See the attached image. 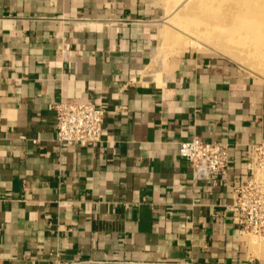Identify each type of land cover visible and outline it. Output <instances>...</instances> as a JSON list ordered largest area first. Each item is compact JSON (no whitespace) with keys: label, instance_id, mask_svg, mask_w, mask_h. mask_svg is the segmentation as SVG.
Here are the masks:
<instances>
[{"label":"crops","instance_id":"0c3cea01","mask_svg":"<svg viewBox=\"0 0 264 264\" xmlns=\"http://www.w3.org/2000/svg\"><path fill=\"white\" fill-rule=\"evenodd\" d=\"M163 0H0V264H264L231 210L264 143V79L193 48L160 51ZM103 135L55 141V105ZM193 137L229 147L199 178Z\"/></svg>","mask_w":264,"mask_h":264},{"label":"built area","instance_id":"2783aa9c","mask_svg":"<svg viewBox=\"0 0 264 264\" xmlns=\"http://www.w3.org/2000/svg\"><path fill=\"white\" fill-rule=\"evenodd\" d=\"M55 141L61 148L88 147L99 143L103 135L104 111L91 102L59 101L55 105ZM179 156L189 163L197 177L216 180L228 169L229 147L193 137L179 143ZM246 159L250 174L234 188L231 210L241 229L264 233V143L249 148Z\"/></svg>","mask_w":264,"mask_h":264},{"label":"rangeland","instance_id":"374dc122","mask_svg":"<svg viewBox=\"0 0 264 264\" xmlns=\"http://www.w3.org/2000/svg\"><path fill=\"white\" fill-rule=\"evenodd\" d=\"M163 1L165 3L167 15L162 22L161 35L158 40L160 42L159 49L161 52L164 50L173 51L193 48L199 52L218 56L219 58L237 65L252 78L264 79V62H262L264 61V35L258 39L256 48L251 51V53L248 51L245 52L244 55H247L246 59L244 58V55H240L237 52L236 47L238 43L225 40L224 38V31L228 28L231 22L240 18L242 14L249 12L252 9L251 7L242 6L243 3H240L239 8L228 10L224 9L227 6L222 4V7H224L223 9L217 5L215 8L217 11L213 10L211 12L209 11L211 10L209 8L204 9V7L208 6L211 0ZM228 1L230 3L231 1H243L245 3L248 0ZM212 33H215L216 35ZM234 50L237 52L236 54H239L238 57ZM257 61L262 63L260 65V67H262L261 69L259 65H257ZM260 176L264 177V172L260 173ZM248 234L250 239L255 240L256 242L264 239V233L260 235Z\"/></svg>","mask_w":264,"mask_h":264},{"label":"bare ground","instance_id":"6f19581e","mask_svg":"<svg viewBox=\"0 0 264 264\" xmlns=\"http://www.w3.org/2000/svg\"><path fill=\"white\" fill-rule=\"evenodd\" d=\"M206 3H208V2H206ZM240 3L241 4L243 3L242 6L244 5L247 7H251L252 9L249 12H247L246 14H242L241 16L239 15L240 18H237L236 20L232 19L233 22H231V24L228 26V28H226V30L224 31V38H225V40H228V41H231L234 43H238V45L236 47L237 52L240 55H244L245 52H247V51L251 53V51H253L256 48L258 39L262 35H264V0H248L245 3L243 1H240V2L231 1V3H230L228 0H211L210 3L208 4V6L204 7V9L209 8V9H211V10H209L211 12L213 10L217 11V9L215 10L217 5L223 9L224 7H222V4H225L227 7L224 9L234 10V8L236 9V8L240 7L239 6ZM229 4H231V5H229ZM212 34H215V33H212ZM217 34H219V33H217ZM219 42H221V41H219ZM237 52L235 51V54ZM239 54H236V56L238 57ZM244 56H245L244 58L246 59L247 55H244ZM261 58H262V55H261ZM258 61H259V59H258ZM262 62H264V61H262ZM258 63H257V65H259V67H260V65L262 63H259V64ZM261 68L262 67H260V69Z\"/></svg>","mask_w":264,"mask_h":264}]
</instances>
